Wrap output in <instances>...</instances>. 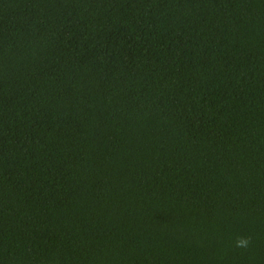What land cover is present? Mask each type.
Instances as JSON below:
<instances>
[{
    "label": "trees",
    "instance_id": "obj_1",
    "mask_svg": "<svg viewBox=\"0 0 264 264\" xmlns=\"http://www.w3.org/2000/svg\"><path fill=\"white\" fill-rule=\"evenodd\" d=\"M0 264H264V0H0Z\"/></svg>",
    "mask_w": 264,
    "mask_h": 264
},
{
    "label": "clouds",
    "instance_id": "obj_2",
    "mask_svg": "<svg viewBox=\"0 0 264 264\" xmlns=\"http://www.w3.org/2000/svg\"><path fill=\"white\" fill-rule=\"evenodd\" d=\"M250 242V238L241 237L237 239L236 246L238 248H247Z\"/></svg>",
    "mask_w": 264,
    "mask_h": 264
}]
</instances>
